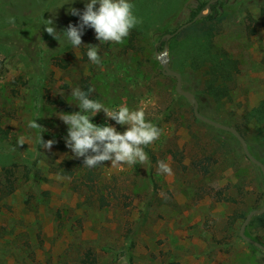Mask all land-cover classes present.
<instances>
[{
	"label": "rangeland",
	"instance_id": "obj_1",
	"mask_svg": "<svg viewBox=\"0 0 264 264\" xmlns=\"http://www.w3.org/2000/svg\"><path fill=\"white\" fill-rule=\"evenodd\" d=\"M208 1L129 0L142 22L123 43H100L93 29L84 30L83 44L98 46L97 65L87 46L58 43L44 30L48 19L57 32L78 24L69 9L82 11L85 0H3L4 10L20 18L7 23L18 27L0 29V43L10 49L0 52V128L7 132L0 151L11 156L17 177L16 191L0 199V264H80L88 249L95 264H264V252L238 238L243 219H234L263 206L261 171L235 137L193 118L155 57L163 36ZM218 1L214 20L204 16L184 29L187 36L209 31L214 48L236 60L230 97L199 93L205 76L181 53L184 29L165 43L169 66L181 73L182 89L197 95L198 112L238 129L250 154L261 159L264 126L248 113L264 104V0ZM82 81L93 89L90 98L108 108L146 106V118L161 130L144 149L149 164L113 168L108 161L89 168L74 157L58 116L79 111L70 94ZM35 119L45 129L42 139L55 141L51 150L40 148L39 130L28 127ZM92 122L126 128L103 112ZM21 137L25 143L18 146ZM206 158L215 163L203 174L195 164ZM160 160L171 175L158 174ZM253 217L244 234L264 246V219Z\"/></svg>",
	"mask_w": 264,
	"mask_h": 264
},
{
	"label": "clouds",
	"instance_id": "obj_2",
	"mask_svg": "<svg viewBox=\"0 0 264 264\" xmlns=\"http://www.w3.org/2000/svg\"><path fill=\"white\" fill-rule=\"evenodd\" d=\"M134 5L129 0H85L83 10L70 8L73 16L79 17V23L69 24L66 29L57 32L53 19L46 21L44 30L53 39L67 42L73 48L83 44L82 36L85 28L95 32V38L100 42L123 43L130 31L142 21L133 13ZM86 55L94 64H101L97 45L87 44ZM93 89L84 91L79 87L71 90V96L77 101L79 111L73 113L60 112L58 118L67 126L65 145L71 150L75 158H83V165L89 168L101 166L103 162H111V167L119 168L123 165L149 164L150 159L145 147L159 139L161 130L146 118V106L130 109L126 104L108 108L100 101L90 98ZM103 112L106 118L116 124L126 126L123 132L116 127L103 124L96 125L92 117ZM30 120L28 127L38 129L37 144L40 148L51 150L54 140H43L41 133L45 129ZM21 137L18 146L24 145ZM158 174H172L171 167L163 160L157 161ZM61 179V177H57Z\"/></svg>",
	"mask_w": 264,
	"mask_h": 264
},
{
	"label": "trees",
	"instance_id": "obj_3",
	"mask_svg": "<svg viewBox=\"0 0 264 264\" xmlns=\"http://www.w3.org/2000/svg\"><path fill=\"white\" fill-rule=\"evenodd\" d=\"M221 2L217 1L214 4H211L210 6V13L207 14L202 20H214L215 14L217 12V8L220 5ZM0 29L10 26H16L19 25L16 22L20 17L17 14H13L10 11L4 10L3 0H0ZM206 3H200L196 6L195 11H192L190 13V20H192L199 12L205 9ZM28 20L29 22L32 21L30 18L25 17V20ZM6 22V23H5ZM9 23V24H7ZM7 24V25H5ZM5 25V26H2ZM2 26V27H1ZM204 36H187L188 28L184 29L182 34L184 36L183 38V46L181 47V53L184 55L185 59L187 56L190 58V65L191 67L195 69H202L203 75L205 76L203 81V87L200 90V94L207 95L214 99H228L230 97V88L229 83H231L232 78L231 75L233 74V71L237 68V62L236 60H233L230 58L225 52H220L219 50L215 49L212 44V35L211 33H208ZM186 33V35H184ZM165 40H161L158 50L161 49V45H165ZM0 52L3 53H9L10 49L3 45V43H0ZM174 70V69H172ZM175 71V70H174ZM177 72V71H176ZM179 73V72H178ZM181 75V73H179ZM90 86L85 82L82 81V87L81 89L84 91H88ZM194 94V93H193ZM90 95V94H89ZM195 98H197V95L194 94ZM249 118H254L260 123H262V126H264V104H262L259 108L252 109L248 113ZM193 118L196 121L197 120L194 116ZM200 122V121H199ZM103 125V124H98ZM209 126V125H208ZM212 128V126H209ZM234 128V127H233ZM236 129V128H235ZM239 133L240 131L236 129ZM222 131V130H220ZM225 132V131H224ZM228 133V132H226ZM230 134V133H228ZM241 134V133H240ZM233 136L232 134H230ZM7 136V132L3 131V129L0 128V140L5 139ZM243 137V135L241 134ZM234 137V136H233ZM244 138V137H243ZM264 139V136H263ZM31 156L34 158V155L31 153ZM10 155L8 152H1L0 151V199L11 196L15 191L17 187V177L15 176V170L16 166L14 164H10ZM254 157V156H253ZM255 158V157H254ZM257 159V158H256ZM264 165V157L261 159H257ZM209 158H206L203 161H198V163L195 164V166L202 171L203 174H207L209 172V167L215 163V161H210ZM35 162V158H34ZM205 162V163H204ZM28 164V161H27ZM27 164L25 167H27ZM257 170H260L258 167L253 165ZM29 169L25 171L26 174H24V178H28ZM69 176L72 175V172H68ZM92 172L88 171L87 175H91ZM89 181H91V178H88ZM38 200L39 198L36 197ZM99 199H103L102 196H100ZM225 201H228V198H223ZM246 215L239 214L234 219H245ZM254 219H264V213L258 216L253 217ZM238 238H240L238 236ZM251 245V244H249ZM253 247V246H252ZM80 264H95L96 263V257L94 255V252L92 250L88 249L82 256L79 258Z\"/></svg>",
	"mask_w": 264,
	"mask_h": 264
},
{
	"label": "water",
	"instance_id": "obj_4",
	"mask_svg": "<svg viewBox=\"0 0 264 264\" xmlns=\"http://www.w3.org/2000/svg\"><path fill=\"white\" fill-rule=\"evenodd\" d=\"M216 0H212L210 2H208L205 6V10H206V13L204 14L203 11L199 12L191 21L181 25L179 28H177L173 33L171 34H166L163 36L162 39L165 40V42H167L170 38H172L173 36H175L176 34H178L181 30H183L184 28L190 26L192 23H194L196 20L206 16L207 14H209L210 12V4L215 2ZM155 57L158 59L160 65H161V73L164 75V76H169V77H173L175 79V92L183 97L192 107V114L193 116L209 125V126H212L218 130H222V131H225V132H228L230 134H232L236 140L239 142V144L241 145V148L243 150V153L245 155V157L253 164L255 165L256 167H258L261 171V174L263 176V180H264V165L258 161L256 158H254L250 152L248 151V147H247V143L245 141V139L241 136V134L233 127L231 126H227V125H224V124H221V123H218L214 120H211L203 115H201L199 112H198V103H197V100L194 96V94L192 92H189V91H186V90H183L182 89V84H181V75L172 70L169 66V58L167 56V46L166 44L163 46V49L160 51V52H156L155 53ZM264 213V203H263V206L260 208V209H256V210H251L245 217V219L243 220L240 228H239V237L246 241L247 243L255 246L256 248L260 249L261 251L264 252V246H262L261 244L251 240L250 238H248L245 234H244V230H245V227L248 225L249 221L251 220V218L255 215H260V214H263Z\"/></svg>",
	"mask_w": 264,
	"mask_h": 264
},
{
	"label": "flooded vegetation",
	"instance_id": "obj_5",
	"mask_svg": "<svg viewBox=\"0 0 264 264\" xmlns=\"http://www.w3.org/2000/svg\"><path fill=\"white\" fill-rule=\"evenodd\" d=\"M210 1H212V0H209L208 2H210ZM218 0H216L215 2H217ZM208 2H206V4L208 3ZM215 2H213V3H211V4H214ZM211 4H210V6H211ZM206 6V5H205ZM205 10V9H204ZM204 10H202V11H204ZM211 11V10H210ZM210 13V12H209ZM159 44H160V42H159ZM163 49V48H162ZM156 52H160V51H158V49H157V51ZM155 52V53H156Z\"/></svg>",
	"mask_w": 264,
	"mask_h": 264
}]
</instances>
